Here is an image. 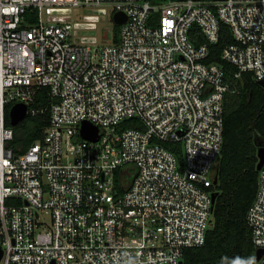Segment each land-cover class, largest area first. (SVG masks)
Listing matches in <instances>:
<instances>
[{
  "label": "built area",
  "instance_id": "built-area-1",
  "mask_svg": "<svg viewBox=\"0 0 264 264\" xmlns=\"http://www.w3.org/2000/svg\"><path fill=\"white\" fill-rule=\"evenodd\" d=\"M73 9L124 14L118 41L75 40ZM222 23L221 59L264 80V0H0V264H180L204 244L228 91L206 59ZM40 89L49 124L23 150L6 114L38 113ZM246 221L264 264V162Z\"/></svg>",
  "mask_w": 264,
  "mask_h": 264
},
{
  "label": "trees",
  "instance_id": "trees-1",
  "mask_svg": "<svg viewBox=\"0 0 264 264\" xmlns=\"http://www.w3.org/2000/svg\"><path fill=\"white\" fill-rule=\"evenodd\" d=\"M114 23V22H113ZM115 26L114 42L118 41L119 26ZM189 39L196 46L205 42L198 26L189 30ZM233 42L227 25L220 24L219 40L210 46L206 63L216 64L224 73L228 91L224 95L223 144L218 161V178L213 190L216 194L211 228L202 246L184 250L183 264H241L253 261L256 248L246 217L257 193V150L264 146V86L252 74L235 76L236 69L221 59L222 49ZM51 99L46 89L35 95L31 107L39 110L28 113L24 120L12 127L14 143L26 150L42 139L49 124ZM6 125L10 126L8 114ZM135 119L124 121L119 129L136 128ZM171 148L172 146H167ZM177 156L181 157L179 148Z\"/></svg>",
  "mask_w": 264,
  "mask_h": 264
},
{
  "label": "rangeland",
  "instance_id": "rangeland-1",
  "mask_svg": "<svg viewBox=\"0 0 264 264\" xmlns=\"http://www.w3.org/2000/svg\"><path fill=\"white\" fill-rule=\"evenodd\" d=\"M91 12L83 9H73L71 13L72 23H79L80 26L76 27L74 31L75 40L83 38L85 43L94 47H101L111 43V32L115 34V26L111 16L98 18L97 20L87 19V15ZM101 19V20H100ZM94 24L92 27H81V25Z\"/></svg>",
  "mask_w": 264,
  "mask_h": 264
},
{
  "label": "water",
  "instance_id": "water-1",
  "mask_svg": "<svg viewBox=\"0 0 264 264\" xmlns=\"http://www.w3.org/2000/svg\"><path fill=\"white\" fill-rule=\"evenodd\" d=\"M125 15L116 12L112 15V20L115 24L120 25L125 22ZM258 83L262 86H264V80L258 81ZM26 112H27V107L23 104H15L12 106V108L9 111V120H10V125L11 126H16L18 125L22 120L25 119L26 117ZM96 133H97V128L91 126L89 123H82L81 128H80V135L83 139L90 140V141H95L96 140ZM257 158H258V163L256 166L257 171H259L262 167V164L264 162V146L259 147L257 150ZM217 183V180H214V184ZM216 199V194L212 195V202L214 203ZM263 253V250H257L256 251V259L258 260ZM0 257H1V250H0ZM180 264H183L181 261Z\"/></svg>",
  "mask_w": 264,
  "mask_h": 264
},
{
  "label": "clouds",
  "instance_id": "clouds-1",
  "mask_svg": "<svg viewBox=\"0 0 264 264\" xmlns=\"http://www.w3.org/2000/svg\"><path fill=\"white\" fill-rule=\"evenodd\" d=\"M241 264H251V261H244V262H241Z\"/></svg>",
  "mask_w": 264,
  "mask_h": 264
}]
</instances>
